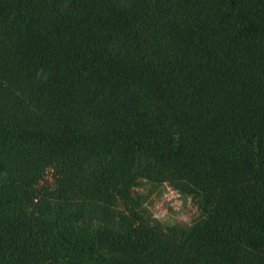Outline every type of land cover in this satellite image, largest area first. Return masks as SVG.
<instances>
[{"label": "trees", "instance_id": "obj_1", "mask_svg": "<svg viewBox=\"0 0 264 264\" xmlns=\"http://www.w3.org/2000/svg\"><path fill=\"white\" fill-rule=\"evenodd\" d=\"M48 263L264 264V0H0V264Z\"/></svg>", "mask_w": 264, "mask_h": 264}, {"label": "rangeland", "instance_id": "obj_2", "mask_svg": "<svg viewBox=\"0 0 264 264\" xmlns=\"http://www.w3.org/2000/svg\"><path fill=\"white\" fill-rule=\"evenodd\" d=\"M131 192L140 208L164 226L189 227L198 218L192 197L178 193L169 183L153 184L142 179ZM118 208L124 211L122 205ZM76 248L77 245L72 244L71 251L74 253ZM21 250L28 260L40 259V249L33 239L23 240Z\"/></svg>", "mask_w": 264, "mask_h": 264}]
</instances>
